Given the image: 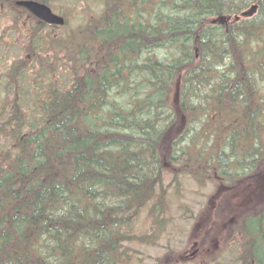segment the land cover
Masks as SVG:
<instances>
[{"label":"trees","instance_id":"16d2710c","mask_svg":"<svg viewBox=\"0 0 264 264\" xmlns=\"http://www.w3.org/2000/svg\"><path fill=\"white\" fill-rule=\"evenodd\" d=\"M15 1L0 0L28 31L0 69V264H127L182 180L264 167V0H37L59 26ZM247 212L234 261L264 264V205Z\"/></svg>","mask_w":264,"mask_h":264},{"label":"rangeland","instance_id":"374dc122","mask_svg":"<svg viewBox=\"0 0 264 264\" xmlns=\"http://www.w3.org/2000/svg\"><path fill=\"white\" fill-rule=\"evenodd\" d=\"M62 6V11L71 18L81 5L67 3ZM91 7L95 12V7ZM52 9L60 14L57 5ZM7 14L0 8V69L23 56L27 42L25 20L14 26L8 11ZM8 92L12 94L15 89L10 88ZM171 175L166 173L165 182ZM198 182L203 181L184 179L180 182L182 197L170 206L171 223L158 242L129 244L134 256L127 264H236L234 259L241 241L239 225L246 215L244 211H254L264 205V167L229 186L215 181L201 187ZM144 211L137 221L136 231L152 234L154 228L150 227Z\"/></svg>","mask_w":264,"mask_h":264},{"label":"water","instance_id":"95a60500","mask_svg":"<svg viewBox=\"0 0 264 264\" xmlns=\"http://www.w3.org/2000/svg\"><path fill=\"white\" fill-rule=\"evenodd\" d=\"M15 4L28 10L33 16L47 24L62 25L64 23L63 16L55 13L50 6L37 0H16ZM256 5L249 10L243 11L241 15L248 16L255 11ZM229 19V18H226ZM217 21L222 22L224 17H218Z\"/></svg>","mask_w":264,"mask_h":264}]
</instances>
